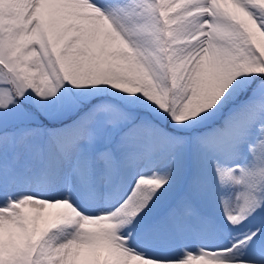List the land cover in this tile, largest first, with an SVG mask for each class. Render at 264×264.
Returning <instances> with one entry per match:
<instances>
[{
  "label": "rangeland",
  "instance_id": "1",
  "mask_svg": "<svg viewBox=\"0 0 264 264\" xmlns=\"http://www.w3.org/2000/svg\"><path fill=\"white\" fill-rule=\"evenodd\" d=\"M240 54L264 66V0H0L6 256L40 234V264H264Z\"/></svg>",
  "mask_w": 264,
  "mask_h": 264
},
{
  "label": "trees",
  "instance_id": "2",
  "mask_svg": "<svg viewBox=\"0 0 264 264\" xmlns=\"http://www.w3.org/2000/svg\"><path fill=\"white\" fill-rule=\"evenodd\" d=\"M243 55L247 54V51L245 52V50L240 52ZM240 54V56H242ZM248 54H253V52L248 53ZM240 61V75L242 76L243 81L248 84V86H251L254 84V82L257 80H255V78H253L252 76H249V73H253L255 72L256 74H258V79L261 78L264 80V66L261 64V62L258 60V62H255L254 60L249 61L247 59H245V56L240 57L239 59ZM89 73L84 74L85 77L83 79V86H86L88 84V76ZM87 75V76H86ZM146 82V79H145ZM145 88V96L147 97V100L150 97V91L148 90L149 88L147 86H144ZM72 117V116H71ZM73 118V117H72ZM67 120V119H66ZM65 119H63L61 122H57V123H53L51 124L53 127V129H55L56 127H58L60 124L63 123H67ZM68 121V120H67ZM28 236V235H27ZM39 235H37L34 238V241L31 242L30 239L27 237V240H29V242L25 243V244H19L16 243V246L14 247V249L11 250L10 254L8 253V255L6 256L7 250L5 249L4 251L1 249L0 247V264H21V257L23 255H25V258H31L32 262L35 261L37 263H33V264H40V256L38 255V251L36 250V243H39ZM35 245V246H34ZM22 255V256H21Z\"/></svg>",
  "mask_w": 264,
  "mask_h": 264
},
{
  "label": "bare ground",
  "instance_id": "3",
  "mask_svg": "<svg viewBox=\"0 0 264 264\" xmlns=\"http://www.w3.org/2000/svg\"><path fill=\"white\" fill-rule=\"evenodd\" d=\"M23 2V1H22ZM24 4H29V0H24ZM26 6V5H25ZM98 24V23H97ZM102 26V25H101Z\"/></svg>",
  "mask_w": 264,
  "mask_h": 264
}]
</instances>
